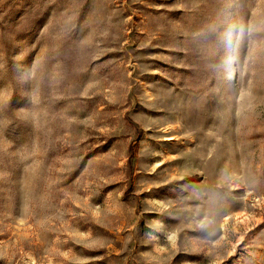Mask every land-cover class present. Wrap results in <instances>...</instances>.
<instances>
[{
	"label": "rangeland",
	"instance_id": "obj_1",
	"mask_svg": "<svg viewBox=\"0 0 264 264\" xmlns=\"http://www.w3.org/2000/svg\"><path fill=\"white\" fill-rule=\"evenodd\" d=\"M0 264H264V0H0Z\"/></svg>",
	"mask_w": 264,
	"mask_h": 264
},
{
	"label": "bare ground",
	"instance_id": "obj_2",
	"mask_svg": "<svg viewBox=\"0 0 264 264\" xmlns=\"http://www.w3.org/2000/svg\"><path fill=\"white\" fill-rule=\"evenodd\" d=\"M179 100V94L178 96L173 95L171 92H167L163 97H158V102L161 106H159L160 111L159 113H163V119L166 120L169 117V112L172 110L171 106H174V113L173 116L176 118H180L182 110H179L177 107V101ZM187 107V106H185ZM164 133L168 130H162ZM174 139L172 137H167L164 139L165 142L173 141ZM187 143H191L189 139L186 140ZM200 157L203 156V154H199ZM199 155L197 152H193L192 150H184L181 152L177 158H175L173 161L170 162V164L174 165V173H176L179 177V179H183L185 177H192L196 172H203L205 175H207V172L211 169L213 165V159H205L203 161L199 160ZM157 167H160L161 164L157 163ZM206 183V180H205ZM207 187V185H206ZM194 187L192 184H189L185 192L182 194L184 197V201L186 203H192L193 200H195V192L193 191ZM208 200H212V195H207ZM222 230H224V227H221Z\"/></svg>",
	"mask_w": 264,
	"mask_h": 264
}]
</instances>
